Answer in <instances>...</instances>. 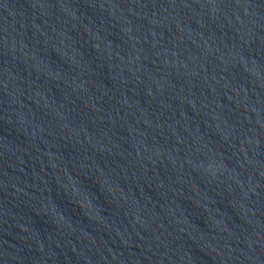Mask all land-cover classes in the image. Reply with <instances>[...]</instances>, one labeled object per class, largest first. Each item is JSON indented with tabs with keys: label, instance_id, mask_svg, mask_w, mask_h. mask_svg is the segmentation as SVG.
Wrapping results in <instances>:
<instances>
[{
	"label": "water",
	"instance_id": "95a60500",
	"mask_svg": "<svg viewBox=\"0 0 264 264\" xmlns=\"http://www.w3.org/2000/svg\"><path fill=\"white\" fill-rule=\"evenodd\" d=\"M0 264H264V0H0Z\"/></svg>",
	"mask_w": 264,
	"mask_h": 264
}]
</instances>
